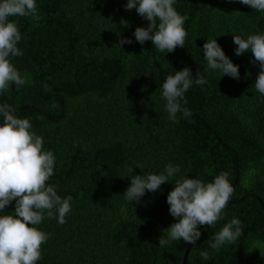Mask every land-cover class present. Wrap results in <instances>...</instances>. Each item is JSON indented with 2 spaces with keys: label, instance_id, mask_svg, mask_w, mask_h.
Wrapping results in <instances>:
<instances>
[{
  "label": "trees",
  "instance_id": "trees-1",
  "mask_svg": "<svg viewBox=\"0 0 264 264\" xmlns=\"http://www.w3.org/2000/svg\"><path fill=\"white\" fill-rule=\"evenodd\" d=\"M126 3L37 0L39 20L12 18L23 55L11 61L26 83L0 103L30 120L56 158L48 183L72 197L66 223L46 218L37 226L50 234L38 264H182L188 244L158 243L176 222L166 199L175 180L139 204L123 194L130 176L159 174L167 163L180 168L175 179L211 182L224 172L234 187L223 219L200 226L187 264H264V97L254 86L253 54L237 56L233 42V35L264 33V13L235 0H177L187 37L184 47L166 53L151 41L135 42V29L149 22L125 11ZM121 38L134 42L120 48ZM215 38L239 66V79L207 69L203 44ZM184 67L194 77L204 72L208 83L193 84L184 105L192 116L177 114L173 122L161 85ZM233 218L242 235L212 249L214 235Z\"/></svg>",
  "mask_w": 264,
  "mask_h": 264
},
{
  "label": "clouds",
  "instance_id": "clouds-1",
  "mask_svg": "<svg viewBox=\"0 0 264 264\" xmlns=\"http://www.w3.org/2000/svg\"><path fill=\"white\" fill-rule=\"evenodd\" d=\"M249 6L254 11L264 13V0H235ZM177 0H127L125 11L135 9L138 15L149 22L146 28L137 27L133 33L135 42L143 45L151 41L159 52L172 53L177 47L185 46L187 32L181 16L174 5ZM29 17L39 20L37 0H0V96L25 85L26 80L12 63L11 58L20 57L23 51L18 47L22 36L17 23L12 18ZM127 26V25H126ZM131 38H121L119 47L132 44ZM237 46V56L251 52L258 64L255 89L264 97V33L244 38L233 35ZM203 59L209 71L219 72L221 78L230 76L239 79V66L225 54L215 39H208L202 48ZM159 74L156 73V80ZM203 86L208 83L205 73L193 76L189 67L165 76L161 85V95L166 101L165 110L169 119L176 121L177 114L184 118L192 116L185 107V93L193 84ZM183 102V103H182ZM56 158L52 151L44 149L43 138L33 130L28 118H19L7 103H0V264H38L42 259L41 246L50 234L40 230L46 218H54L57 223H66V216L72 210V197L62 198L56 186L48 183L54 175ZM137 165V168H141ZM180 168L167 163L159 174L130 176V185L123 193L126 200L139 204L146 193H156L161 185L175 180L174 188L167 195L169 213L175 218L164 236L159 238V246L181 240L185 244L196 245L202 232L200 226L214 227L223 219L234 187L227 173H220L211 182L200 178L180 176ZM14 204V211L6 208ZM7 212V214H5ZM242 235V224L238 218L224 224L210 243L212 249L234 243ZM205 259L208 254L201 253Z\"/></svg>",
  "mask_w": 264,
  "mask_h": 264
},
{
  "label": "water",
  "instance_id": "water-1",
  "mask_svg": "<svg viewBox=\"0 0 264 264\" xmlns=\"http://www.w3.org/2000/svg\"><path fill=\"white\" fill-rule=\"evenodd\" d=\"M191 246H192L191 244H188L187 249L185 250V253L183 256L182 264H187V256H188V253L191 249Z\"/></svg>",
  "mask_w": 264,
  "mask_h": 264
}]
</instances>
